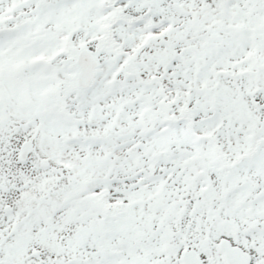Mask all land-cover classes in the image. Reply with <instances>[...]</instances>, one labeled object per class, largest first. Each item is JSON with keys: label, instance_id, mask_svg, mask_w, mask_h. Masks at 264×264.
<instances>
[{"label": "snow or ice", "instance_id": "6c2138e0", "mask_svg": "<svg viewBox=\"0 0 264 264\" xmlns=\"http://www.w3.org/2000/svg\"><path fill=\"white\" fill-rule=\"evenodd\" d=\"M0 264H264V0H0Z\"/></svg>", "mask_w": 264, "mask_h": 264}]
</instances>
